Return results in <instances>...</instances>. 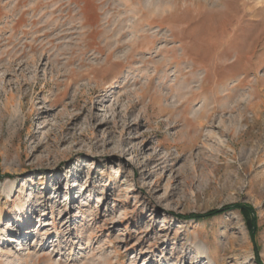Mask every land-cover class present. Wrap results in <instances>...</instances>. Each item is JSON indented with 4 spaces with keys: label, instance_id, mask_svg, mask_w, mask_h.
Masks as SVG:
<instances>
[{
    "label": "rangeland",
    "instance_id": "rangeland-1",
    "mask_svg": "<svg viewBox=\"0 0 264 264\" xmlns=\"http://www.w3.org/2000/svg\"><path fill=\"white\" fill-rule=\"evenodd\" d=\"M249 205L250 236L235 210ZM264 264V0H0V264Z\"/></svg>",
    "mask_w": 264,
    "mask_h": 264
},
{
    "label": "trees",
    "instance_id": "trees-1",
    "mask_svg": "<svg viewBox=\"0 0 264 264\" xmlns=\"http://www.w3.org/2000/svg\"><path fill=\"white\" fill-rule=\"evenodd\" d=\"M230 209L235 210L242 215L244 222L246 224V228H247L250 236L254 239L255 234L257 232L256 218H255L253 209L249 205L236 203V204L224 206L220 209H212V210H209L208 212L203 213V214H191L187 218H193L196 220H201V219L209 218L212 216H216V215L221 214L222 212H225V211L230 210ZM254 252H255L256 261L259 264H261V260L258 257V248L256 245H254Z\"/></svg>",
    "mask_w": 264,
    "mask_h": 264
},
{
    "label": "bare ground",
    "instance_id": "bare-ground-1",
    "mask_svg": "<svg viewBox=\"0 0 264 264\" xmlns=\"http://www.w3.org/2000/svg\"><path fill=\"white\" fill-rule=\"evenodd\" d=\"M195 263L197 264V263H200V260H198V261H195Z\"/></svg>",
    "mask_w": 264,
    "mask_h": 264
}]
</instances>
